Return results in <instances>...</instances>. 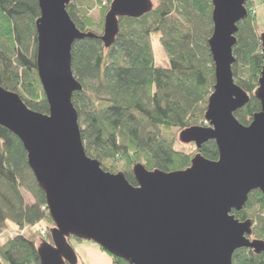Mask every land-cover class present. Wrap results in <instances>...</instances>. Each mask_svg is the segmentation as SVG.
I'll use <instances>...</instances> for the list:
<instances>
[{
  "label": "water",
  "instance_id": "95a60500",
  "mask_svg": "<svg viewBox=\"0 0 264 264\" xmlns=\"http://www.w3.org/2000/svg\"><path fill=\"white\" fill-rule=\"evenodd\" d=\"M247 0H211L208 50L214 86L204 120L179 133V143L197 153L182 171H148L136 164L132 186L122 173L104 171L87 156L72 96L81 91L72 70L76 41L99 39L109 49L122 19L153 10L151 0H112L101 35L81 32L67 13L71 0H38L35 21L36 71L48 114L30 110L0 86V127L20 141L35 182L45 197L53 228L42 242L39 264H77L70 239L90 242L127 264H232L248 249L259 255L264 241L253 238L251 220L240 221L249 195L264 196V33L259 36L263 65L254 97L260 103L248 126L235 113L249 96L232 67L238 24L247 18ZM215 143L218 159L199 152Z\"/></svg>",
  "mask_w": 264,
  "mask_h": 264
},
{
  "label": "trees",
  "instance_id": "16d2710c",
  "mask_svg": "<svg viewBox=\"0 0 264 264\" xmlns=\"http://www.w3.org/2000/svg\"><path fill=\"white\" fill-rule=\"evenodd\" d=\"M104 1L97 0L100 24L81 10L79 1L66 10L81 32L99 36L108 11L102 6ZM255 6L253 0L246 1L247 18L237 26L233 49L235 83L249 96L247 104L235 113L243 126L260 111L254 93L263 65L258 31L264 27L251 12ZM211 12V0H157V7L143 17L120 20L119 34L109 49L99 39L73 44L71 70L82 89L73 94L72 104L85 153L104 171L122 173L136 186L132 174L136 164L164 173L190 166L197 150L185 154L173 147L179 132L204 123L214 86L207 44L212 34ZM38 17V0H0V86L17 94L30 110L46 115L48 105L36 71ZM153 34L168 59L166 68L154 65ZM199 152L207 160L218 159L213 142ZM25 193L32 203H25ZM43 206L44 194L20 141L0 127V234L9 224L20 232L31 230L0 245V264H39L41 238L32 229L43 221L52 224L41 210ZM233 214L240 221L251 220L253 238L264 241V196L260 192H252L243 210ZM106 254L113 264H127ZM232 264H264V252L256 255L239 249Z\"/></svg>",
  "mask_w": 264,
  "mask_h": 264
},
{
  "label": "rangeland",
  "instance_id": "374dc122",
  "mask_svg": "<svg viewBox=\"0 0 264 264\" xmlns=\"http://www.w3.org/2000/svg\"><path fill=\"white\" fill-rule=\"evenodd\" d=\"M77 1H79V5L81 6V10L82 11L84 10L85 13H87L88 17H90L94 21L95 24H100V22H101V11H100V7L97 4V0H77ZM77 1L74 0L73 2H71V4L76 5ZM253 1L255 2L256 6L251 9V12L253 15H255L257 17V20L259 22L263 23L262 27H264V0H253ZM152 3H153V7H157V0H152ZM102 6L109 8V5H106L104 3L102 4ZM263 32H264L263 28L259 29L258 34L260 35ZM95 33H97V31H95ZM151 46H152V52H153L154 65L156 67H159V68L168 67V59H167L164 51L160 47V44L158 42V38H157L156 34H153L151 36ZM200 127H205V123H203V126H200ZM206 127H208V126H206ZM179 133L177 134L178 137H179ZM175 143L176 144L173 147L174 150H177L179 152H183L185 154H190L192 152L193 153L196 152V149L193 145H182V144L178 143L177 141ZM24 199H25L26 204H30L33 202L32 197L27 193H25ZM53 227H54L53 224H46V222L43 221L41 224H38L37 226H35V228L32 229V232L37 231L39 234L40 231H43V232L46 231L47 237L45 239H43V238L42 239L44 240V242H46V241L50 242L49 230L52 229ZM29 231H31V230L25 229V230L20 232V231H18V229L15 226L9 224L8 228L6 230H3L0 234V245L2 243H4L5 241H7L9 238H13L16 235H23ZM39 237H40V234H39ZM69 243L72 246V245H75L77 242H76V240L71 239L69 241ZM82 243H84L86 245H94L93 243H90V242H82ZM94 246L99 249V247H97L96 245H94Z\"/></svg>",
  "mask_w": 264,
  "mask_h": 264
},
{
  "label": "crops",
  "instance_id": "0c3cea01",
  "mask_svg": "<svg viewBox=\"0 0 264 264\" xmlns=\"http://www.w3.org/2000/svg\"><path fill=\"white\" fill-rule=\"evenodd\" d=\"M78 264H113L112 259L94 245H86L77 242L72 245Z\"/></svg>",
  "mask_w": 264,
  "mask_h": 264
},
{
  "label": "built area",
  "instance_id": "2783aa9c",
  "mask_svg": "<svg viewBox=\"0 0 264 264\" xmlns=\"http://www.w3.org/2000/svg\"><path fill=\"white\" fill-rule=\"evenodd\" d=\"M42 209L44 210L45 208L43 207ZM39 234H40V236H41L42 238H44V237H45V232H43V231H40V232H39Z\"/></svg>",
  "mask_w": 264,
  "mask_h": 264
}]
</instances>
